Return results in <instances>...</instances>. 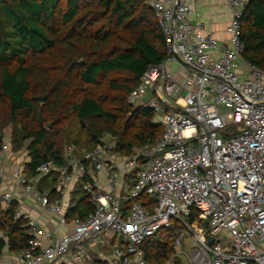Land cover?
I'll list each match as a JSON object with an SVG mask.
<instances>
[{
	"label": "built area",
	"instance_id": "2783aa9c",
	"mask_svg": "<svg viewBox=\"0 0 264 264\" xmlns=\"http://www.w3.org/2000/svg\"><path fill=\"white\" fill-rule=\"evenodd\" d=\"M144 2L163 32L166 58L145 70L126 102L159 114L162 132L128 154L106 133L91 150L69 144L63 164L43 163L31 176L25 161L8 155L4 142L3 209L15 196L30 197L44 213L59 217L50 230L29 212L15 210L14 219L26 221L30 241L13 264H61L68 256L69 264L83 262L90 244L103 243L107 235L126 243L119 264H145L141 244L170 228L172 220L183 228L174 241L175 256L184 254L188 264H264V70L242 58L240 18L247 0H227L229 44H218L202 23L190 22L191 2ZM232 125L238 131L224 137ZM50 173L60 194L54 201L37 184ZM73 181L93 210L69 224L66 212L76 203L65 208L63 200ZM60 227L66 233L58 234ZM186 235L187 253L182 252Z\"/></svg>",
	"mask_w": 264,
	"mask_h": 264
},
{
	"label": "trees",
	"instance_id": "16d2710c",
	"mask_svg": "<svg viewBox=\"0 0 264 264\" xmlns=\"http://www.w3.org/2000/svg\"><path fill=\"white\" fill-rule=\"evenodd\" d=\"M240 25L242 58L264 70V0H247ZM165 58L163 32L144 0H0V147L10 126L8 155L24 148L31 176L43 163H64L57 136L67 137L72 121L87 131V146L104 133L124 154L153 143L162 132L155 112L133 108L126 97L145 70ZM16 209L13 202L1 213L0 230L9 251L19 253L30 236L26 221L14 219ZM92 210L81 196L67 216ZM177 223L141 244L145 264H165L174 255Z\"/></svg>",
	"mask_w": 264,
	"mask_h": 264
},
{
	"label": "crops",
	"instance_id": "0c3cea01",
	"mask_svg": "<svg viewBox=\"0 0 264 264\" xmlns=\"http://www.w3.org/2000/svg\"><path fill=\"white\" fill-rule=\"evenodd\" d=\"M164 1V0H163ZM183 2H191L193 11L189 14V20L192 24H196L198 22L202 23L208 33L212 35L213 38L217 41L218 44H229L228 34L226 32V26L231 20V12L229 6L227 4V0H182ZM176 4L178 0H173ZM216 55V53H213ZM158 122V121H156ZM10 157H14L13 155H9ZM15 158V157H14ZM26 158V157H25ZM18 159V158H17ZM22 158L20 157L21 160ZM25 162L28 161L27 159L23 160ZM54 179V180H53ZM38 187L42 186V192H49L54 194L52 195L55 200L60 197L59 192H56V175L54 173H50L48 175L42 176L37 181ZM78 185V181H73V183L69 186V190L72 187L71 192L67 195L64 200V207H69V204L77 203L79 198L74 197L75 188ZM6 188L0 187V192L4 191ZM17 208H21L23 211H27L34 217L39 225L44 229L53 230L54 227L57 226L59 221L58 215L55 214H46L40 208V205L37 201L33 200L30 197H23L20 198L18 196L14 197V201ZM70 209V208H69ZM66 212V221L67 223H71L73 217L67 216L68 210ZM5 211L0 203V216L1 213ZM62 213V212H61ZM66 233V229L64 227H60L58 229V234ZM0 240L2 241V245L0 246V264H13L18 261L17 254L15 252H11L7 246V237L0 230ZM50 239H43L44 244H48ZM120 243V250L121 253L125 250V241L122 239H117L114 236L107 235L104 237V242L101 244H90V257L83 262H77L76 264H88L92 262V264H97V262L102 261L105 263H110L109 259L106 254L103 255V250H110L114 247H117ZM119 247V246H118ZM71 257L68 256L65 260L61 261V264H69ZM40 264H50L46 261H42Z\"/></svg>",
	"mask_w": 264,
	"mask_h": 264
},
{
	"label": "rangeland",
	"instance_id": "374dc122",
	"mask_svg": "<svg viewBox=\"0 0 264 264\" xmlns=\"http://www.w3.org/2000/svg\"><path fill=\"white\" fill-rule=\"evenodd\" d=\"M155 121H159V114H157V113H155ZM71 126H72L73 130L68 131V133L66 135L67 137H65V135H64L63 136L64 139H63V138H61L60 135L57 136L59 146L62 147V145H63L66 148V146L69 145V144H67L68 141H72V139H74L77 141L76 143H74L77 149L85 148L86 150H91L94 143L91 146H87L83 143L86 139L87 131L83 128L78 129L76 121H72ZM239 126H241V125H239ZM10 131H11V127L8 126L4 132L5 133L4 134V141L7 143V145L11 146ZM237 131H238V125H232V126H230V128L226 129L223 132V134L225 135L224 137H228V136L236 133ZM13 156L15 158H18V159H20V157H21L22 158L21 161H23V160L27 159L28 153L24 148H21L20 150H14ZM80 187H81V185L78 184L75 188V193H74L75 198H79V197L83 196V192L81 191ZM143 199H144V197H140V198H138V201H142ZM175 223H177V222L175 220H172V224H175ZM176 230L178 232H181V231H183V228L178 224L176 226ZM189 238H190V235H186V240L184 241L182 252L187 253L189 251L188 247H187V240H189ZM118 244H119L118 245L119 247L117 246V247H114L113 249H110V250H105V249L103 250V255L106 254L108 256V258H113V259H109L111 264H119V257L121 255V250H120L121 244L120 243H118ZM176 259H178L179 264H188L184 254L178 255L176 257L175 253L173 256H171V258L165 264H176ZM88 264H92V262H89Z\"/></svg>",
	"mask_w": 264,
	"mask_h": 264
},
{
	"label": "water",
	"instance_id": "95a60500",
	"mask_svg": "<svg viewBox=\"0 0 264 264\" xmlns=\"http://www.w3.org/2000/svg\"><path fill=\"white\" fill-rule=\"evenodd\" d=\"M177 3H179V0H178ZM178 61H179L181 64H183V62H182L179 58H178ZM38 100H39V102L43 103L44 100H45V96L38 97ZM134 110H135V109H134ZM134 110H133V111H134ZM38 118H39V120H41V108L38 110ZM82 126H84V124H82ZM47 127H50V124H48ZM0 182H1V177H0ZM212 241H213V238H212V237H208V242H209L210 244L212 243Z\"/></svg>",
	"mask_w": 264,
	"mask_h": 264
}]
</instances>
